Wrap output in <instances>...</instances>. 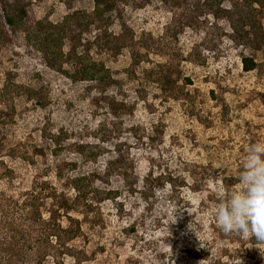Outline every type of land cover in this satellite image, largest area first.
<instances>
[{"label":"rangeland","instance_id":"1","mask_svg":"<svg viewBox=\"0 0 264 264\" xmlns=\"http://www.w3.org/2000/svg\"><path fill=\"white\" fill-rule=\"evenodd\" d=\"M240 1L113 0L89 24L73 15L95 0H24L37 21L68 22L111 81H74L6 27L0 89H20L0 100V264H264V244L214 216L264 142V9L249 19L255 42ZM82 175L92 187L79 200Z\"/></svg>","mask_w":264,"mask_h":264},{"label":"trees","instance_id":"2","mask_svg":"<svg viewBox=\"0 0 264 264\" xmlns=\"http://www.w3.org/2000/svg\"><path fill=\"white\" fill-rule=\"evenodd\" d=\"M112 3L113 0H95V8L92 14L83 12L73 15V17L86 20L89 24L97 23L105 17V13L113 10L114 4ZM239 3L242 9L241 17L248 21L246 25L252 30V37H255L254 40L256 42L259 39V35L256 26L251 24L249 19L254 16V12L258 11V9H264V0H241ZM6 27H10L15 32L24 34L27 44L42 54L48 67L62 74L69 75L74 81L97 84H106L111 81V73L103 63L94 61L89 51L78 52V49L82 45V40H80L78 35L74 34L68 22L54 24L37 21L31 5L25 3L24 0H0V38L4 34ZM67 40L71 42V51L68 55L64 52ZM69 58L74 60L75 73L72 76L64 69L65 61ZM241 62L243 70L246 73L253 72L258 68V64L252 58L242 57ZM15 89L20 88L10 81H7L6 85L0 89V100L12 101V90ZM28 95V97H33V90H29ZM162 180L163 178H159L156 182L161 187L164 186ZM149 182L147 180L145 185L146 194L144 198L153 191L151 188L152 183L150 184ZM168 182L170 186L176 187V179L169 178ZM91 184L92 181L90 178L83 175L72 180V187L79 200L82 198L87 199V193H91ZM113 195H117V193L108 192L107 197H113ZM69 207V200L66 197L58 202V209L65 210L67 214H69V209L72 210ZM50 233L47 236V240L49 241L53 237L57 238L59 246L62 248L64 243L60 234L56 231H51ZM65 233L69 232L66 231Z\"/></svg>","mask_w":264,"mask_h":264},{"label":"clouds","instance_id":"3","mask_svg":"<svg viewBox=\"0 0 264 264\" xmlns=\"http://www.w3.org/2000/svg\"><path fill=\"white\" fill-rule=\"evenodd\" d=\"M214 216L223 233L264 244V142L249 145L238 184L221 197Z\"/></svg>","mask_w":264,"mask_h":264}]
</instances>
